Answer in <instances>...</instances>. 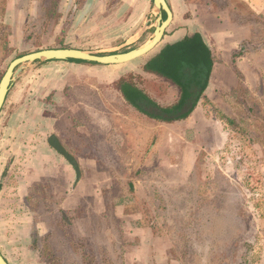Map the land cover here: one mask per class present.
Masks as SVG:
<instances>
[{"label":"rangeland","instance_id":"1","mask_svg":"<svg viewBox=\"0 0 264 264\" xmlns=\"http://www.w3.org/2000/svg\"><path fill=\"white\" fill-rule=\"evenodd\" d=\"M190 2L166 30L205 25L214 64L186 118L124 108L129 124L115 125L110 111L121 105L95 90L112 88L103 64L38 60L15 72L0 111V251L9 264H264V0ZM125 3L0 0V78L39 49L99 54L149 41L159 12L129 15ZM143 21L151 26L141 34ZM150 81L141 84L150 100L176 102L172 83ZM51 133L82 155L76 183L47 144Z\"/></svg>","mask_w":264,"mask_h":264},{"label":"trees","instance_id":"2","mask_svg":"<svg viewBox=\"0 0 264 264\" xmlns=\"http://www.w3.org/2000/svg\"><path fill=\"white\" fill-rule=\"evenodd\" d=\"M56 3V1L49 3L50 5L45 8V14L53 12L52 10L55 9ZM162 16L163 18L165 17L164 12ZM247 44L248 42L242 41L240 48L232 53V64L235 62V57L240 56L246 50L245 46ZM64 47L66 46H62L61 48ZM106 54L107 53H99V55ZM146 59L147 60L143 64L144 71L171 80L178 86L180 90L178 102L168 107H160L151 101L143 92L138 90L130 79L126 78H121L116 84V87L120 89L123 97L140 111L157 120L172 121L183 119L188 116L206 87L213 66L211 51L203 42L201 34L197 31L190 36H185L177 42L165 44L161 48H158V50L156 49L151 55L147 54ZM65 61L93 63L78 59H67ZM190 99H194L191 108L173 117L148 113L138 104L140 101H147V103L154 107H158L164 114L170 115L178 113L183 105L188 103Z\"/></svg>","mask_w":264,"mask_h":264},{"label":"crops","instance_id":"3","mask_svg":"<svg viewBox=\"0 0 264 264\" xmlns=\"http://www.w3.org/2000/svg\"><path fill=\"white\" fill-rule=\"evenodd\" d=\"M166 2L168 3V5L170 6L171 11H172V20H171V22H175L176 20H179V19L183 20L184 19L183 17L186 15V12L188 10L187 5L189 6V4H191L190 0H188V2H187V0L185 2H184V0H166ZM136 4H139V5H136ZM151 4H152V0H141V3H138V0H126L125 5L122 7L124 9H121V12L129 14V15H132V14H135V15L147 14L149 16L151 14L155 15V13L153 11V7H151ZM140 5H142V6H140ZM147 15H146V17H147ZM133 18H135L134 20L137 19V17H133ZM146 21H148V18H146ZM171 22H170V24H171ZM147 23L148 22L145 23L143 21L141 23V26L138 28V32H141V34H142L143 32H145L146 28L151 26L150 24H147ZM225 24H227V25H225L223 29H226V27L228 28V22H225ZM185 25L184 26L181 25V26H178L177 28H174L172 32H167V30H166L164 32V35H163L161 41L157 45H155L153 47V49H151V50H154L155 48H157V50H158V48H161L165 44H170V43L177 42V41L181 40L182 38H184L185 36H190V35H192V34H194L195 32L198 31L201 34V36H202L203 42L208 46L209 50L211 51L212 58H213V64H214V57H213V53H212L213 51H212V49H211V47L209 45V41H208V34H207L208 33V30H207L208 28L205 25H202V26L201 25H196V24L194 25V23H191V24L186 23ZM147 41H148L147 39H144L139 45L145 44ZM149 52H148V54H149ZM146 55H147V53L142 55V56H140V57H137V58H135V59H133L131 61H128V62H125V63H121V64L103 65V66H105L104 67L105 68L104 72L106 73L105 76L107 78V83H109L112 88L111 89L110 88H108V89H95V90L97 91L98 95L101 94L103 96V98H105V100H106V102L108 104H110L111 102L115 101V103H118V104L121 105V107H122L121 111L117 110V109H115L113 111H110V115H112L113 119L115 120V123H114L115 125H120V124L122 125L124 123L126 125L129 124L128 121L130 120V118H129L128 115H125L123 113V109L124 108L126 110H130V111L134 110L136 112V114H141V116H143V117L146 116V114L144 112L140 111L133 104L128 102L123 97L120 89H118L116 87L117 82L121 78H125V76H126L125 73L126 72H130L131 73V74L130 73L129 74L131 76H133V78L130 77L129 79L134 83V85L137 87V89L140 90L141 92H143L145 95H146V93H145V91L143 89H146V87H143L141 84L144 83V86L148 85L150 87L149 83L152 82V81H150L151 79H153L155 81H158V82H167V84L172 83L171 85L175 86L174 89H178L179 90L178 86L175 83H173L171 80L165 79V78H163V77H161L159 75H156V74L151 73V72H146V71L143 70V64L147 60L146 59ZM57 61L59 63L58 64H53L54 67H63L64 69L72 68L71 61H65V60H61V61L57 60ZM73 67L79 68V69L83 68L82 70L85 69V70H89L91 72H93L92 70H94L92 68H89V67H86V66H82L80 64L78 66H73ZM212 68H213V66H212ZM211 72H212V70H211ZM211 72L209 74L206 87L204 89L208 88L207 86H208V81L210 79ZM94 74H98V73L94 72ZM126 79H128V78H126ZM159 84L161 85V87H164V88L167 87V86H165L162 83H159ZM164 88H162V89H164ZM179 97H180V90L178 91V98H177L175 103L178 102ZM138 104H139V102H138ZM51 134H54V133H51ZM54 135L59 139V141L64 146V148L73 157H75V159H76V157L78 158L79 156H82L80 154H74L70 150L69 146H67L65 144V142L62 140V138L59 135H56V134H54ZM46 142H47V139H46ZM49 147L52 150H54L51 146H49ZM65 169L68 171L69 167H65ZM81 174H82V171H81ZM67 200H70V196H68Z\"/></svg>","mask_w":264,"mask_h":264},{"label":"water","instance_id":"4","mask_svg":"<svg viewBox=\"0 0 264 264\" xmlns=\"http://www.w3.org/2000/svg\"><path fill=\"white\" fill-rule=\"evenodd\" d=\"M152 7L159 12L160 16L156 21L154 31L151 39L145 44L138 46L134 49H131L123 53H112L107 55H98L91 52H86L78 48L73 47H54V48H45L32 51L26 54H23L19 57L14 58L7 66L5 72L0 78V111L2 105L5 101L8 90L12 84L15 72L20 70L22 64L28 62H34L38 60L51 61V60H67V59H78L87 62H93L98 64H121L128 61H131L137 57H140L148 53L155 45H157L172 20V11L166 0H152ZM164 12L165 17L161 18L162 13ZM163 17V16H162ZM194 99L188 100V103H185L182 109L175 114L166 115L158 107L147 103V101H140L139 106L146 112L152 113L155 115H161L165 117L177 116L182 112H185L191 108ZM47 143L51 146L57 153H59L74 169L75 171V183L79 180L81 176L80 167L77 160L73 157L61 144L59 139L51 134L47 138ZM0 264H9L4 258L0 251Z\"/></svg>","mask_w":264,"mask_h":264},{"label":"flooded vegetation","instance_id":"5","mask_svg":"<svg viewBox=\"0 0 264 264\" xmlns=\"http://www.w3.org/2000/svg\"><path fill=\"white\" fill-rule=\"evenodd\" d=\"M141 45H143V44H141ZM141 45H139V46H141ZM138 47V46H137ZM66 48V47H65ZM136 48V47H135ZM134 49V48H133ZM129 51V50H128ZM125 52H127V51H125ZM111 53H123V52H111ZM108 54V53H107ZM106 54V55H107ZM110 54V53H109ZM99 55V54H98ZM96 64H98V63H96ZM103 65H110V64H103Z\"/></svg>","mask_w":264,"mask_h":264}]
</instances>
